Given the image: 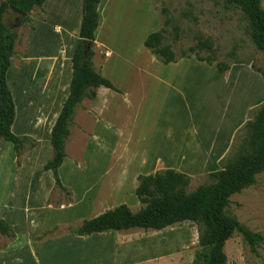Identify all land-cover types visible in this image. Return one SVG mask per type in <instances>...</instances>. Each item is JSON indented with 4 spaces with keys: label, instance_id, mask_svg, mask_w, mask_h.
<instances>
[{
    "label": "crops",
    "instance_id": "obj_1",
    "mask_svg": "<svg viewBox=\"0 0 264 264\" xmlns=\"http://www.w3.org/2000/svg\"><path fill=\"white\" fill-rule=\"evenodd\" d=\"M105 2L101 0L98 6L92 60L100 58L96 71L121 94L99 87L93 101L83 99L74 111L64 142L65 158L58 169L60 183L73 195V202L67 206L48 204L54 181L51 172L43 171V167L52 153V128L69 94L71 58L79 41L82 0H46L42 12L26 19V25L34 29L26 35L22 61L14 63V54L9 60L5 80L15 107L11 132L17 137L36 141L32 164L37 172L15 175L0 172V219L12 228L15 236L8 239L0 235V264L8 261L11 264H40L38 254L44 264H126L151 260L149 251H142V245L152 243V238L149 240L140 234L143 230L109 231L86 237L64 233L41 240L37 238L53 228L94 219L119 205L129 208L127 199L137 204L134 192L140 175L163 170L188 176L198 171L208 172L226 151L240 112L250 104L253 96H259L258 86H262L258 81L254 89L245 85V95L236 94L243 104L229 96L230 102L226 101L222 106L226 112V125L223 121L221 125L211 126L203 120V124L196 125L197 129H192L188 121L183 122L182 111L188 117L196 104H189L191 96H184L183 90L191 77L195 85L197 80L206 81L199 71L202 69L200 63L182 59L175 64L163 65L144 47L146 37L158 31L148 0L151 19L147 23L152 29L138 36L136 43H130L128 47L114 45L104 30ZM194 65L199 68L191 70L190 66ZM200 74L203 77H196ZM207 81L216 85V77ZM164 84L176 96H158V86ZM224 84H220L223 91L219 96H206L203 102L207 104H201L196 113L204 105V110L210 107L214 116L221 94L226 96L233 92ZM162 99L166 109L160 106ZM175 132L178 136L173 140ZM8 144L0 141V148L12 154V145ZM72 147L78 148L79 158L72 157ZM100 155L103 160L114 158L116 161L108 162L116 166L101 164ZM7 157L9 159V155ZM2 159L0 154V163ZM80 163L84 164V169ZM93 169L99 171L93 173Z\"/></svg>",
    "mask_w": 264,
    "mask_h": 264
},
{
    "label": "trees",
    "instance_id": "obj_2",
    "mask_svg": "<svg viewBox=\"0 0 264 264\" xmlns=\"http://www.w3.org/2000/svg\"><path fill=\"white\" fill-rule=\"evenodd\" d=\"M46 0H6L0 2V141L12 145L16 157L23 150L32 149L35 142L28 137L12 134L11 126L15 117V107L5 80L9 60L14 54L17 32L3 23V18L11 9L27 15L34 10L42 12ZM226 8L239 10L247 21L248 35L257 51L264 53V10L260 0H221ZM101 0H82V18L79 41L71 58L72 76L69 94L62 105L50 135L51 157L43 171L51 172L54 188L69 197L58 177V169L64 158V142L69 135L68 127L76 107L83 99L94 100L96 89L104 87L120 94L112 83L100 75L92 64L93 52L86 51L83 41L93 46L94 32L98 26V6ZM170 21V20H168ZM167 21V23H169ZM165 29L149 34L143 45L163 65L175 64L180 59L193 55L200 63L214 65L218 73L229 71L226 63L216 62L215 52L207 40L197 39L190 55H177L165 41ZM207 51L203 57L200 52ZM246 136L238 144L235 156L218 171L208 175L210 183L189 192L190 178L174 170H163L154 174L137 177L134 195L140 205L132 212L126 205H119L91 220H84L69 234L86 237L109 231L127 232L131 230L162 231L176 224L189 222L198 228V246L205 252L204 264H226L225 243L234 235L241 237L252 254L263 242L262 236L252 233L236 219L226 215L230 198L255 183L256 176L264 173V103L256 109L253 119L245 124ZM70 203V201L68 202ZM57 228L42 233L41 240L54 234ZM0 235L14 239L12 228L0 219Z\"/></svg>",
    "mask_w": 264,
    "mask_h": 264
},
{
    "label": "rangeland",
    "instance_id": "obj_3",
    "mask_svg": "<svg viewBox=\"0 0 264 264\" xmlns=\"http://www.w3.org/2000/svg\"><path fill=\"white\" fill-rule=\"evenodd\" d=\"M3 1L6 0H0V2ZM148 1L150 10L152 11L151 16L155 15L153 21L155 19L157 30L161 28L165 29L166 34L164 43L170 45L177 55L181 52L190 55L189 49L196 45L197 39L207 40L215 52L216 62L226 63L230 66L229 71L220 74L214 65L208 66L206 63H200L193 55L184 58L190 60V62L200 63L202 69L199 71H202L206 80H197V85H195L194 79L191 77L189 78L188 84H185L186 88L183 90L184 96H191L189 98V104H196L195 107H192V111L190 110L188 112V117H186V113L182 111L183 122L188 121L187 123L193 126L192 129H197L196 125L199 122L202 123L203 120L207 125L210 124L211 126L213 124L214 126L221 125L223 121L226 122L227 119L224 120L226 112H223L222 106L226 101L230 102V100H228L229 96H233L231 100L236 98L239 101L240 96H236V94L239 92L244 96V92L246 91L245 85L248 88L250 87V89H254L258 81V84L262 86L261 88L258 86L259 96H253V98L250 99V104L246 106L243 112H240L241 115L238 114L240 116L237 117V124L234 123L236 125L235 130L221 159L210 166L208 172L198 171L192 175H187L190 178L188 191L191 192L201 185L210 183L208 175L220 170L228 160L235 156L238 144H240L246 136L245 124L253 119L256 109L264 103V53L257 51L251 43L248 35L247 21L244 19L241 12L233 8H226L221 0ZM260 6L264 10V0H260ZM38 13H40L39 10H34L27 14V17H21L10 10L3 18L4 25L17 32V41L14 48L15 56L13 57L14 63L22 61L21 59L23 55H25L26 50V35L34 29L31 25H26V19L29 16H37ZM103 13L105 21L104 30L107 31L108 39H111L116 46L128 47L130 43L135 44L138 36L152 29L148 27L149 22L147 20L150 21L151 18L148 16L149 11L146 0H106ZM167 21L169 23H167ZM88 50L93 52V46H86V51ZM28 55H31V53ZM200 55L206 57L208 52L202 51ZM103 56L105 55L103 54ZM98 60L100 61V58L91 60L94 69L97 71L99 64ZM128 67L129 66H127V68ZM194 68L199 67H195V65L190 66L191 70H194ZM203 76L200 74V76L196 77L201 78ZM215 77L216 85H211L207 80H212ZM219 82H221L220 84L222 85L225 83L224 85L230 86L233 92L226 93V96L221 94L218 111L214 116L210 107H206L204 110V105L201 106V111L197 110L196 113V109L201 104H207L205 103L206 101L203 102L206 96H219L223 91ZM158 88V96H176L169 92L166 84L160 85ZM135 96H140V94H136ZM163 100L164 99L160 101V106L166 109ZM241 103L243 104L242 100H240V104ZM175 108H177L176 105ZM160 114L161 111L158 112V115ZM227 115L228 118L231 116L229 112H227ZM157 117L159 116H156V118ZM165 118L167 119L168 117ZM165 118L163 120L168 122ZM184 124L185 123H183V125ZM226 124L227 122L225 125ZM173 128L176 129V127ZM188 130H190V127ZM149 132L153 133L152 131ZM177 136L178 132L173 133V140L177 139ZM33 141L35 142L34 147L32 149L23 150L19 157H16L13 150L12 154L10 151L5 153V149L1 147L0 154L3 159L0 163V172H10L13 175L17 173H36L37 168L35 164H32L34 156L32 153L37 143L35 140ZM71 150L73 151V154L71 153L72 157L75 155L78 157V148L75 149L72 147ZM7 155H9V159H7ZM101 156L102 155H100V159H98L102 161L100 162L101 164L107 163L109 166H112L108 161H116L114 158L103 160L104 157ZM79 166L84 169L83 163H80ZM115 166L116 165H113L112 167ZM104 167L105 166H103V168ZM98 171L99 170H92L93 173ZM69 191L71 193V190ZM47 201L51 206H67L73 202V195L71 193L69 197L53 186ZM69 201L70 203H68ZM127 202L132 212H137L140 209L139 203L133 204L129 199H127ZM225 213L227 216L236 219V221L252 233L259 234L263 238V242L258 246L256 254H252L241 237L234 234L224 246V254L227 258L226 264H264V173L256 176L254 185L230 198ZM80 224L81 222L56 227L57 231L54 234L62 235L68 233V230L77 229ZM140 234H144L149 240L152 238V243L149 245H142L144 248L141 247L142 251H149L151 260L128 262L126 264H204L205 252L198 246V228L192 223H180L159 233L150 232L148 234L143 232ZM2 241L4 242V239H2ZM1 246L0 244V247ZM38 256L40 264H44L41 255L38 254ZM7 264H11V262L8 261ZM99 264H101V262H99Z\"/></svg>",
    "mask_w": 264,
    "mask_h": 264
},
{
    "label": "water",
    "instance_id": "obj_4",
    "mask_svg": "<svg viewBox=\"0 0 264 264\" xmlns=\"http://www.w3.org/2000/svg\"><path fill=\"white\" fill-rule=\"evenodd\" d=\"M12 11L15 12V13H17V14H21L20 12L14 10V9H12ZM83 45H84L85 47H86V46H89V45H90V42H88V41H83Z\"/></svg>",
    "mask_w": 264,
    "mask_h": 264
}]
</instances>
